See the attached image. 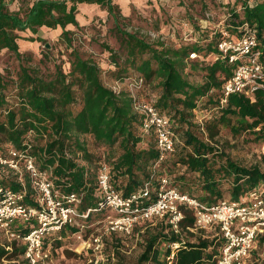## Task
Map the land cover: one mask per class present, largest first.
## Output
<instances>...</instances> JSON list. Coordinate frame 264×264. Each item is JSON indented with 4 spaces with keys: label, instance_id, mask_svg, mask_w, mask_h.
Instances as JSON below:
<instances>
[{
    "label": "trees",
    "instance_id": "obj_1",
    "mask_svg": "<svg viewBox=\"0 0 264 264\" xmlns=\"http://www.w3.org/2000/svg\"><path fill=\"white\" fill-rule=\"evenodd\" d=\"M197 1L200 9L187 14V28L178 31L173 44L139 29L124 28L126 14L114 0H33L17 9L11 7L15 0H0V52L20 58L19 41L25 39L24 34H32L26 38L29 41H40L38 33L44 28L60 29L69 46L71 31L66 27L78 25L77 15L84 4L105 9L113 20L118 43L117 48L101 45L108 54V69L72 49L68 71L60 63L44 71L22 60L13 75L0 71V156L9 157L11 149L25 153L40 169L49 171L54 190L79 196L80 213L90 209L86 218L76 217L74 223L46 239L52 255L62 249L66 256L80 257L81 253L65 247L64 238H87L90 226L105 216L99 209L97 183L103 162L110 167L112 182L123 196L144 193L148 188L140 206L155 200L163 178L206 204L223 198L224 179H231V200L264 182V167L235 162L213 141L224 128L233 136L248 133L254 141L264 142V91L250 96L232 93L221 103L223 85L236 63L229 62L217 47L222 32L241 36L251 27L264 53V0H212L213 9L207 7L206 0ZM192 52L198 56L190 58ZM104 73L121 86L107 85ZM190 75H199L201 80L191 81ZM132 82L135 92L129 87ZM136 101L150 102L167 116L180 140L162 159L155 133L145 127L146 116L136 110ZM96 147L103 151L97 152ZM20 180L26 190L24 201L35 204L36 194L24 169H8L2 178L15 190L22 187ZM179 209L184 214L180 232L170 227L167 216L157 219L158 230L143 240L134 264H168L171 242L179 245L170 264H202L217 253L222 240L203 237L202 231L194 230L192 210L183 204ZM28 229L25 224L18 227L21 233ZM260 238L264 240V235ZM258 244L264 245V241ZM23 251L22 242L7 241L0 235V264L4 260L23 264Z\"/></svg>",
    "mask_w": 264,
    "mask_h": 264
},
{
    "label": "built area",
    "instance_id": "obj_2",
    "mask_svg": "<svg viewBox=\"0 0 264 264\" xmlns=\"http://www.w3.org/2000/svg\"><path fill=\"white\" fill-rule=\"evenodd\" d=\"M222 33L218 50L236 65L223 85L221 103H225L232 93L250 96L257 90L264 91V53L258 48L255 29L247 27L241 36H233L225 31ZM197 56L195 52L189 54L190 58ZM120 86V83L113 85L114 88ZM134 86L132 82L129 87L134 90ZM135 108L145 114V127L153 129L155 133L159 158L174 151L180 140L171 128L169 118L160 114L150 102L136 101ZM8 169H24L28 173L29 183L36 194L35 204L24 201L26 190L21 180L19 190L2 182ZM49 176V171L40 169L25 153L11 149L9 157L0 156V235L7 241L23 243V264H52L46 239L52 233L61 231L66 224L74 223L76 217L86 218L90 212L87 209L80 213L79 196L75 193L60 194L53 189ZM97 183L101 195L99 209L106 214L92 224L102 227V231L82 240L87 264H109L103 255V234L129 235L140 222L165 216L170 227L180 232V221L184 217L179 209L181 204L192 210L194 230L203 232L217 229L213 235L203 237L217 236L222 240L217 253L202 264H246L257 238L264 234V182L243 193L237 200L221 198L213 204H206L180 192L171 185L169 178H163L155 200L144 206H140L139 201L147 195L148 188L144 193L123 196L116 190L110 167L104 162L98 167ZM21 224L29 226L27 232L18 230ZM178 245V242L170 243L171 252L166 257L168 264Z\"/></svg>",
    "mask_w": 264,
    "mask_h": 264
},
{
    "label": "rangeland",
    "instance_id": "obj_3",
    "mask_svg": "<svg viewBox=\"0 0 264 264\" xmlns=\"http://www.w3.org/2000/svg\"><path fill=\"white\" fill-rule=\"evenodd\" d=\"M33 0H15L11 4L12 8H25ZM126 18L122 21L124 28L128 30L139 29L143 34L148 33L152 38L166 40L167 43H175L179 38V33L185 30L188 24L187 14L195 13L200 9L197 0H183L185 4H178L176 0H114ZM194 1V2H193ZM226 1V0H225ZM207 7L213 9L215 3L206 0ZM189 11V12H188ZM187 12V13H186ZM78 25H67L71 31V44L64 37L60 36L61 30L41 29L38 33L42 39L40 41H29L26 38L31 36L30 32L24 34L25 39L19 41L21 57L2 50L0 52V71H10L11 75L18 70L20 61L25 64L37 67L46 71L52 70L54 63H60L65 71H68L71 64V51L77 50L80 54L91 57L98 61L103 68H109L108 54L103 51L102 44L107 43L113 48H117L118 43L113 33V20L104 8L95 5H81L77 15ZM182 29V30H181ZM157 30V31H156ZM179 31V33H178ZM3 72V73H4ZM191 81H200L199 75H190ZM103 80L107 85H114L110 81L107 73H104ZM135 92V89L133 90ZM13 98V97H12ZM219 148H221L235 162L245 165H260L264 167V142L253 140V136L242 133L233 136L229 130L222 128L218 135L213 138ZM97 152L103 148H97ZM231 179H224L222 187L225 189L223 198H229L228 188L231 186ZM173 183V182H172ZM174 185V184H173ZM157 219L140 222L136 230L129 235L118 238L116 234H103V255L109 264H134L138 255L143 249V240L150 233L158 230ZM92 230L87 232L88 237L92 233L101 232L102 227L98 225L90 226ZM200 232V231H199ZM183 235L188 236L182 231ZM202 236L209 235L213 231L200 232ZM199 234V233H196ZM264 235V234H262ZM190 237V236H189ZM65 247H71L79 256H66L62 249L52 255V264H87L85 252L82 250V240L70 237L64 238ZM257 238L255 247L250 253L246 264H264V245H259ZM119 243V244H118ZM52 254V253H51ZM109 257V259H108ZM6 260L3 264H7Z\"/></svg>",
    "mask_w": 264,
    "mask_h": 264
}]
</instances>
